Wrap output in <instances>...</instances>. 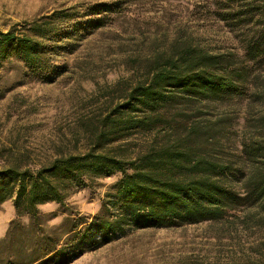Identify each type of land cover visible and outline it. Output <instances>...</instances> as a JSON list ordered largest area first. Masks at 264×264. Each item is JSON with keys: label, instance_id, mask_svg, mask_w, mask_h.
I'll return each mask as SVG.
<instances>
[{"label": "trees", "instance_id": "obj_1", "mask_svg": "<svg viewBox=\"0 0 264 264\" xmlns=\"http://www.w3.org/2000/svg\"><path fill=\"white\" fill-rule=\"evenodd\" d=\"M209 3L239 52L209 49L178 30L141 73L109 86L121 92L104 100L106 111L84 131L80 151H56L35 166L0 165V204L13 198L16 212L0 241V264H68L127 229L203 221L253 236L237 264H264V0ZM27 30L32 34L0 31V58L11 51L47 79L53 72L39 41L44 35L34 22ZM233 95L245 101L238 129L225 111H210ZM133 134L143 141L128 151L123 146ZM114 173L120 177L99 211L88 222L72 217L66 192L86 177ZM48 202L69 212L63 233L43 227L38 206Z\"/></svg>", "mask_w": 264, "mask_h": 264}, {"label": "rangeland", "instance_id": "obj_2", "mask_svg": "<svg viewBox=\"0 0 264 264\" xmlns=\"http://www.w3.org/2000/svg\"><path fill=\"white\" fill-rule=\"evenodd\" d=\"M210 1L0 0V31L32 34L29 25H39L44 61L53 72L42 79L11 51L0 58V165L35 166L56 151H80L84 131L106 111L104 100L121 92H108L109 86L141 73L147 57L157 47H168L178 30L192 32L209 49L234 53L235 46L239 52L234 32L212 14ZM93 19L102 26L90 27ZM244 110L239 95L210 107L225 111L235 129ZM127 138L128 151L143 141L140 134ZM119 177H86L83 186L70 188L65 204L72 217L88 222ZM38 209L47 231H65L61 225L69 212L64 206L48 202ZM15 218L9 198L0 204V241ZM252 237L235 235L234 228L216 221L132 228L68 264H237Z\"/></svg>", "mask_w": 264, "mask_h": 264}]
</instances>
